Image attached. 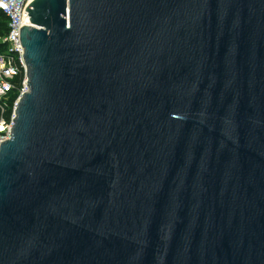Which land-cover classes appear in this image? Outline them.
Masks as SVG:
<instances>
[{
  "label": "water",
  "instance_id": "obj_1",
  "mask_svg": "<svg viewBox=\"0 0 264 264\" xmlns=\"http://www.w3.org/2000/svg\"><path fill=\"white\" fill-rule=\"evenodd\" d=\"M25 13L0 264H264V0Z\"/></svg>",
  "mask_w": 264,
  "mask_h": 264
},
{
  "label": "built area",
  "instance_id": "obj_2",
  "mask_svg": "<svg viewBox=\"0 0 264 264\" xmlns=\"http://www.w3.org/2000/svg\"><path fill=\"white\" fill-rule=\"evenodd\" d=\"M32 1L0 0V10L7 18V31L0 35V146L11 138L16 107L29 92L21 24H29L25 11Z\"/></svg>",
  "mask_w": 264,
  "mask_h": 264
},
{
  "label": "trees",
  "instance_id": "obj_3",
  "mask_svg": "<svg viewBox=\"0 0 264 264\" xmlns=\"http://www.w3.org/2000/svg\"><path fill=\"white\" fill-rule=\"evenodd\" d=\"M7 31V18L0 10V35Z\"/></svg>",
  "mask_w": 264,
  "mask_h": 264
}]
</instances>
